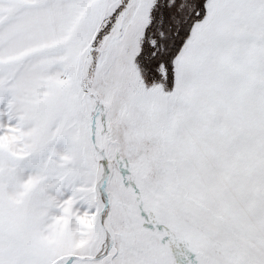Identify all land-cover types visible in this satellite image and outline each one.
<instances>
[{"label":"snow or ice","instance_id":"1","mask_svg":"<svg viewBox=\"0 0 264 264\" xmlns=\"http://www.w3.org/2000/svg\"><path fill=\"white\" fill-rule=\"evenodd\" d=\"M0 264H264V0H0Z\"/></svg>","mask_w":264,"mask_h":264}]
</instances>
